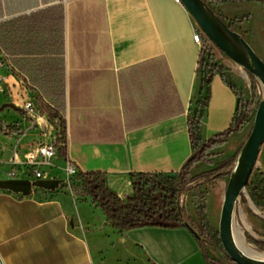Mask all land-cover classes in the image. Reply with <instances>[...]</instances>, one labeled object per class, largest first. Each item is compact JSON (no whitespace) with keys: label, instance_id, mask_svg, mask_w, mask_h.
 <instances>
[{"label":"crops","instance_id":"0c3cea01","mask_svg":"<svg viewBox=\"0 0 264 264\" xmlns=\"http://www.w3.org/2000/svg\"><path fill=\"white\" fill-rule=\"evenodd\" d=\"M225 5L264 9L252 2L216 8ZM243 16L249 20L240 27L252 32L254 15ZM197 29L175 0H0V58L11 67L0 76L11 84L23 76L42 96L63 84L67 156L57 166L71 162L79 172L104 173L126 200L131 174L179 173L193 154L188 123L201 90ZM252 48L264 61L262 48ZM237 107V96L216 75L203 140L227 130ZM243 141L236 132L214 154L233 160ZM256 167L264 173V144ZM60 169L31 181L6 178L0 168L3 264H208L188 228L114 229L90 198L60 193Z\"/></svg>","mask_w":264,"mask_h":264},{"label":"trees","instance_id":"16d2710c","mask_svg":"<svg viewBox=\"0 0 264 264\" xmlns=\"http://www.w3.org/2000/svg\"><path fill=\"white\" fill-rule=\"evenodd\" d=\"M202 1L215 14L216 7L224 4L252 2L264 7V0ZM217 16L221 20L224 19L222 15ZM248 20L249 16L236 17L232 19L228 26L232 31L239 33L244 38L245 32L240 25ZM25 71L31 73L32 69L29 67ZM216 75H220L223 81L233 90L238 98V107L233 123L227 130L214 135L208 140H203L201 136L202 121L210 101V84ZM199 77L201 80V90L199 96L195 99L196 110L194 113H191L188 123L193 154L185 162L179 173L131 174L133 193L126 200H123L109 188L106 174L79 172L76 175L78 181L76 191L81 196L90 198L92 203L103 211L107 223L121 233L143 227L188 228L199 242L207 263L215 264L214 260L208 256L205 246L209 245L213 247L216 242L219 244V233L208 229L206 226H202L201 228L194 226L186 215L181 204V199L193 189L191 186L192 181L188 178L189 172L195 166L208 159L210 150L223 146L233 133L240 131L248 123L253 113V103L243 100L236 86L228 83L224 67L214 63V54L206 41H203L200 53ZM33 80L38 83L36 78ZM53 91L55 92L54 94L45 96L55 104L53 107L43 106V111L48 114L50 121L57 129L58 143L61 145L60 156L66 158L67 153L64 145L67 137V122L62 113L64 105L63 84L58 82ZM227 169V166H221L212 170L208 174V179L211 181L220 180L225 175ZM246 189L252 202L257 207L264 208V173L258 171L254 176L253 172ZM199 212L204 220L206 208L203 205L199 207ZM258 246L264 251L262 244H258ZM219 262L221 264H235L224 253L220 254Z\"/></svg>","mask_w":264,"mask_h":264},{"label":"rangeland","instance_id":"374dc122","mask_svg":"<svg viewBox=\"0 0 264 264\" xmlns=\"http://www.w3.org/2000/svg\"><path fill=\"white\" fill-rule=\"evenodd\" d=\"M224 10L216 8V14L224 17L223 21L229 25L233 17H242L245 14H253L255 17V25L252 26V32H245L244 39L252 47H261L264 51V9L261 10H247L243 7H237L235 5H225ZM226 15V18H225ZM198 30L201 29L198 27ZM203 33V32H202ZM203 41L208 42V45L212 49L214 54V63L224 67V73L228 83L236 86L239 95L243 100L253 103V113L250 116L248 123L240 130L243 132L244 141L241 146V150L248 140L254 126L255 114L259 107L260 102L264 98V88L261 82L245 68L240 67L233 62L228 56L220 51L203 33ZM203 44V43H202ZM253 49V48H252ZM257 55V54H256ZM258 56V55H257ZM259 57V56H258ZM260 58V57H259ZM261 59V58H260ZM262 60V59H261ZM263 61V60H262ZM264 62V61H263ZM39 105L43 111V106H51L47 96L38 95ZM12 104L8 98H0V118L7 122H20L22 129L26 130L27 135L22 140L23 147H28L35 144L42 138L41 131L30 128L28 123L23 122L21 116L10 107ZM196 110V100L192 108V113ZM44 112V111H43ZM239 132V131H238ZM234 134V133H233ZM8 142V145L16 142L15 139ZM225 145V144H224ZM216 149L209 151V157L204 162L195 166L188 174V178L192 181V191L185 194L181 199V204L186 212L189 221L196 227L201 228L206 226L210 230H214L219 233V225L221 218V211L224 202L225 192L230 176L237 168L238 159L241 153L238 154L233 160H225L218 158L214 153ZM221 166H227L228 169L225 175L218 181H211L208 179V174ZM6 178H9L6 170L2 169ZM258 173L257 167L254 170V176ZM56 179L61 183L60 193L70 197L78 202L84 201L76 191V185L78 181L76 176L66 178L61 169L56 172ZM224 182V183H223ZM204 206L206 208L205 219H202V215L199 212V207ZM204 224V225H203ZM234 236L237 237L239 244L254 248L258 252L264 255V251L261 250L258 244L264 246V208L257 207L251 200L247 189L241 194L238 199L233 218ZM241 234V235H240ZM219 239H220V235ZM206 250L211 252L215 264H221L220 254L226 252L222 246L221 240L212 246H205ZM258 260H264L263 257H252Z\"/></svg>","mask_w":264,"mask_h":264},{"label":"water","instance_id":"95a60500","mask_svg":"<svg viewBox=\"0 0 264 264\" xmlns=\"http://www.w3.org/2000/svg\"><path fill=\"white\" fill-rule=\"evenodd\" d=\"M180 1L206 37L233 62L253 74L264 88V62L247 41L239 33L232 31L202 0ZM263 144L264 98L256 111L253 130L241 150L237 168L230 176L221 211L220 240L226 255L235 264H264V260L254 259L240 250L233 229L235 205L250 182ZM0 264H3L1 260Z\"/></svg>","mask_w":264,"mask_h":264},{"label":"built area","instance_id":"2783aa9c","mask_svg":"<svg viewBox=\"0 0 264 264\" xmlns=\"http://www.w3.org/2000/svg\"><path fill=\"white\" fill-rule=\"evenodd\" d=\"M175 1L181 4L180 0ZM193 40L202 45V31L197 29ZM9 68L5 59L0 58V69ZM38 95L23 76L14 79L13 84L8 77L0 76V98H8L12 109L21 116L22 121L28 123L30 128L40 130L42 136L35 144L25 148L22 140L27 133L20 122H7L0 118V168L6 170L10 178L37 181L48 178L52 171L60 169L57 162L61 159V145L58 143L57 129L48 114L42 111ZM14 139L16 142L11 145L4 142ZM61 170L68 180L79 173L77 166L71 162H66Z\"/></svg>","mask_w":264,"mask_h":264},{"label":"bare ground","instance_id":"6f19581e","mask_svg":"<svg viewBox=\"0 0 264 264\" xmlns=\"http://www.w3.org/2000/svg\"><path fill=\"white\" fill-rule=\"evenodd\" d=\"M235 241H236L237 246L240 248V250L244 252L246 255L250 257H263L264 258V255L258 252L257 250H255L254 248L245 246L243 243L239 244L236 236H235Z\"/></svg>","mask_w":264,"mask_h":264}]
</instances>
